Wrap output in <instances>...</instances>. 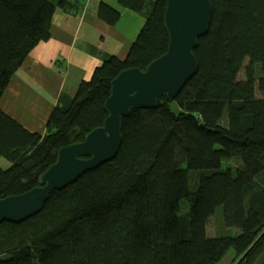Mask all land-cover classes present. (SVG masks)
<instances>
[{"label": "trees", "instance_id": "trees-1", "mask_svg": "<svg viewBox=\"0 0 264 264\" xmlns=\"http://www.w3.org/2000/svg\"><path fill=\"white\" fill-rule=\"evenodd\" d=\"M210 1L196 74L175 99L123 117L114 159L52 191L33 217L1 222L0 264H218L230 249L237 264H256L264 255V0ZM116 2L99 1L94 14L110 25L124 8L141 14L137 37L125 58L102 55L72 95L62 92L43 135L0 108V198L38 186L62 147L103 125L112 80L167 51V0ZM84 5L0 0V99L50 37L56 10ZM203 241L195 254L192 243Z\"/></svg>", "mask_w": 264, "mask_h": 264}, {"label": "water", "instance_id": "water-1", "mask_svg": "<svg viewBox=\"0 0 264 264\" xmlns=\"http://www.w3.org/2000/svg\"><path fill=\"white\" fill-rule=\"evenodd\" d=\"M212 15L210 0H167V51L145 69L127 68L112 80L103 125L87 133L82 141L62 147L55 163L40 176L38 186L0 198V223L33 217L43 209L52 191L114 159L122 143L123 117L134 109L155 108L161 97L175 99L196 74L198 61L194 51L199 39L207 34ZM256 264H264V255Z\"/></svg>", "mask_w": 264, "mask_h": 264}, {"label": "crops", "instance_id": "crops-1", "mask_svg": "<svg viewBox=\"0 0 264 264\" xmlns=\"http://www.w3.org/2000/svg\"><path fill=\"white\" fill-rule=\"evenodd\" d=\"M82 1V9L56 10L50 37L25 56L0 99V108L31 132H46L62 92L72 95L82 80L91 77L102 55L123 59L134 41L119 27L120 21L110 25L94 14L99 1L111 2Z\"/></svg>", "mask_w": 264, "mask_h": 264}, {"label": "rangeland", "instance_id": "rangeland-1", "mask_svg": "<svg viewBox=\"0 0 264 264\" xmlns=\"http://www.w3.org/2000/svg\"><path fill=\"white\" fill-rule=\"evenodd\" d=\"M111 2L114 5H117L116 0H107ZM122 16L121 19L119 20V27L126 31V33L131 36L133 39L137 37V34L139 33L141 27L144 24V17H142L139 13L131 11L129 9H122ZM171 109L173 111H178V107L175 103L171 105ZM0 163L2 167H8V162H6L3 159H0ZM236 162L235 161H229L225 163V166L231 165L235 166ZM6 169V168H5ZM211 226L209 228V236L212 237L215 234V229L213 228V224L215 223V220L213 219L211 221ZM176 228L175 227H169L168 232H175ZM207 241L203 242H193V249L194 253H198L201 251L203 248H205ZM241 259V256L239 257L232 249L228 251V253L224 256V258L218 263V264H237L239 260Z\"/></svg>", "mask_w": 264, "mask_h": 264}]
</instances>
